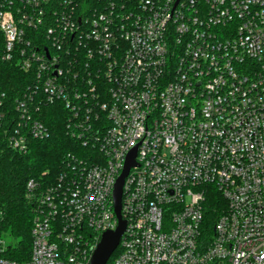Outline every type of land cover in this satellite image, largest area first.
<instances>
[{
    "label": "built area",
    "instance_id": "2783aa9c",
    "mask_svg": "<svg viewBox=\"0 0 264 264\" xmlns=\"http://www.w3.org/2000/svg\"><path fill=\"white\" fill-rule=\"evenodd\" d=\"M3 64L27 84L0 87V145L61 103L83 153L28 181L29 259L0 264H90L134 150L111 264H264V0H0Z\"/></svg>",
    "mask_w": 264,
    "mask_h": 264
},
{
    "label": "trees",
    "instance_id": "16d2710c",
    "mask_svg": "<svg viewBox=\"0 0 264 264\" xmlns=\"http://www.w3.org/2000/svg\"><path fill=\"white\" fill-rule=\"evenodd\" d=\"M26 84L23 73L10 64L1 65L0 87L9 98L15 99ZM43 114V122L50 131L47 139L32 140L25 154L0 145V237L7 236L10 241L2 256L20 263L27 261L31 252L32 203L27 195L28 181L52 182L67 154L83 153L80 143L66 133L69 112L61 103L43 108ZM208 199L207 215L211 222L218 211L219 200L215 194ZM116 255L107 264H111Z\"/></svg>",
    "mask_w": 264,
    "mask_h": 264
},
{
    "label": "water",
    "instance_id": "95a60500",
    "mask_svg": "<svg viewBox=\"0 0 264 264\" xmlns=\"http://www.w3.org/2000/svg\"><path fill=\"white\" fill-rule=\"evenodd\" d=\"M134 157L135 150L132 151L127 158L125 169L118 179L113 193L115 214L118 220V226L114 231H106L101 235V239L91 257L90 264H107L112 254L115 252L116 248L119 245L120 238L125 229V222L121 219L122 188L129 170L135 165Z\"/></svg>",
    "mask_w": 264,
    "mask_h": 264
},
{
    "label": "rangeland",
    "instance_id": "374dc122",
    "mask_svg": "<svg viewBox=\"0 0 264 264\" xmlns=\"http://www.w3.org/2000/svg\"><path fill=\"white\" fill-rule=\"evenodd\" d=\"M0 239H1L0 241H3L5 243V245L10 243L7 236H1Z\"/></svg>",
    "mask_w": 264,
    "mask_h": 264
}]
</instances>
